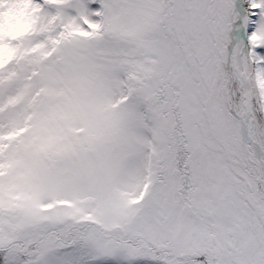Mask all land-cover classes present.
Listing matches in <instances>:
<instances>
[{"label":"snow or ice","instance_id":"snow-or-ice-1","mask_svg":"<svg viewBox=\"0 0 264 264\" xmlns=\"http://www.w3.org/2000/svg\"><path fill=\"white\" fill-rule=\"evenodd\" d=\"M0 264H264V0H0Z\"/></svg>","mask_w":264,"mask_h":264}]
</instances>
